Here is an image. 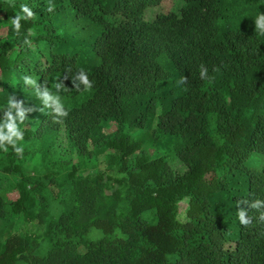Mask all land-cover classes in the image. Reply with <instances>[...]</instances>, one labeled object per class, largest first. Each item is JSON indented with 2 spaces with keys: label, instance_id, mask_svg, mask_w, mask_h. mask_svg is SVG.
Segmentation results:
<instances>
[{
  "label": "trees",
  "instance_id": "obj_1",
  "mask_svg": "<svg viewBox=\"0 0 264 264\" xmlns=\"http://www.w3.org/2000/svg\"><path fill=\"white\" fill-rule=\"evenodd\" d=\"M160 1L0 0V264H264V0Z\"/></svg>",
  "mask_w": 264,
  "mask_h": 264
},
{
  "label": "clouds",
  "instance_id": "obj_2",
  "mask_svg": "<svg viewBox=\"0 0 264 264\" xmlns=\"http://www.w3.org/2000/svg\"><path fill=\"white\" fill-rule=\"evenodd\" d=\"M168 1H171L172 2V8L171 10L168 12V13H164L162 11V7L164 6V4ZM156 9L155 11L157 12V14H164V15H168L170 13H174L172 12L175 8L178 7V4H176L173 0H161L160 3L158 5L155 6ZM155 7H152V8H155ZM20 11L22 13H26L27 14V17L28 18H33V13L28 9V7H26L25 5H21L20 6ZM181 11V9H180ZM177 14V13H176ZM16 19L13 20L11 19V23L13 25V28L16 29L19 27L18 25V21L21 19V18H24L22 17L21 15L17 14L16 16ZM95 25V24H94ZM201 67H203V65H201ZM86 73L85 71H82L81 72V75H80V80L81 82L84 84V90H89L92 88V84H90L89 80L87 79V76L84 74ZM201 78L203 79L204 78V73H201ZM180 83H187V77H182L181 80H180ZM43 99L45 102L49 101V100H52V97L48 95V92L45 91L43 93ZM55 111L61 115H67V112H62L61 111V106L60 105H57ZM22 115V114H21ZM14 151L16 153H19L20 152V149H16L15 147L13 148ZM4 151H7V149H4ZM245 213L243 211H240L238 212V218L240 220V223L244 226H247L248 224H250V221H251V218L249 217L248 220H245ZM261 219L264 220V213H261Z\"/></svg>",
  "mask_w": 264,
  "mask_h": 264
},
{
  "label": "rangeland",
  "instance_id": "obj_3",
  "mask_svg": "<svg viewBox=\"0 0 264 264\" xmlns=\"http://www.w3.org/2000/svg\"><path fill=\"white\" fill-rule=\"evenodd\" d=\"M175 1L177 2L178 7L175 8L172 12L179 14V13H180V9H182V8H186L187 5H186L184 2H181V1H178V0H175ZM171 8H172V2H171V1H168V2H166V3L164 4V6L162 7V11H163L164 13H168V12L171 10ZM155 9H156V7H155V8H150V9L148 10V12L146 13V19H147V20H149V21L154 20V18H155V16H156V14H154V10H155ZM5 33H6V28L0 30V36H3ZM145 76L148 77V79H150V78H149V75H145ZM148 79H145V80L147 81V83H148ZM145 83H146V82H145ZM0 90H1V88H0ZM169 163H170V162H169ZM170 164L172 165L173 168H176V166H175L176 163H175L174 161H171ZM248 166H249V167L263 168V166H264V156L258 157V156H254V155H253V156L250 158V160L248 161ZM17 196H18L17 194H9V195H8V198H9L10 200H16V199H17Z\"/></svg>",
  "mask_w": 264,
  "mask_h": 264
}]
</instances>
